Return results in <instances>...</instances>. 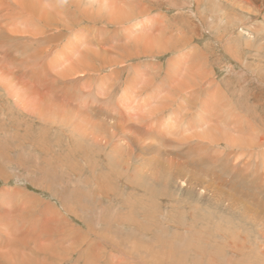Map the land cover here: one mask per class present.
<instances>
[{
	"label": "rangeland",
	"instance_id": "1",
	"mask_svg": "<svg viewBox=\"0 0 264 264\" xmlns=\"http://www.w3.org/2000/svg\"><path fill=\"white\" fill-rule=\"evenodd\" d=\"M0 264H264V0H0Z\"/></svg>",
	"mask_w": 264,
	"mask_h": 264
},
{
	"label": "bare ground",
	"instance_id": "2",
	"mask_svg": "<svg viewBox=\"0 0 264 264\" xmlns=\"http://www.w3.org/2000/svg\"><path fill=\"white\" fill-rule=\"evenodd\" d=\"M147 53V52H146ZM113 95V94H112ZM192 96V95H191ZM204 138V137H203ZM24 227V226H23Z\"/></svg>",
	"mask_w": 264,
	"mask_h": 264
}]
</instances>
